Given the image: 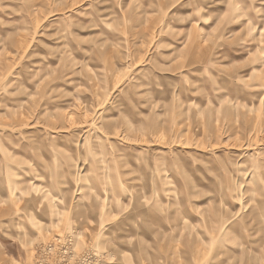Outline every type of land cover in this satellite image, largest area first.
<instances>
[{
    "label": "rangeland",
    "instance_id": "1",
    "mask_svg": "<svg viewBox=\"0 0 264 264\" xmlns=\"http://www.w3.org/2000/svg\"><path fill=\"white\" fill-rule=\"evenodd\" d=\"M86 252L264 264V0H0V264Z\"/></svg>",
    "mask_w": 264,
    "mask_h": 264
},
{
    "label": "built area",
    "instance_id": "2",
    "mask_svg": "<svg viewBox=\"0 0 264 264\" xmlns=\"http://www.w3.org/2000/svg\"><path fill=\"white\" fill-rule=\"evenodd\" d=\"M48 254L50 253L47 252V256ZM96 257H97L96 254L91 252H86L82 255H79L77 259H75L76 258L75 256H73L71 259L64 256V257H60L61 259L60 264H97Z\"/></svg>",
    "mask_w": 264,
    "mask_h": 264
},
{
    "label": "crops",
    "instance_id": "3",
    "mask_svg": "<svg viewBox=\"0 0 264 264\" xmlns=\"http://www.w3.org/2000/svg\"><path fill=\"white\" fill-rule=\"evenodd\" d=\"M192 74H194V73H192ZM195 75H197V74H194V75H192L193 76V79H195L194 81H196V79H197V77L195 76ZM195 76V77H194ZM157 150H159V149H157ZM155 152H157V155L158 154H161V151H155ZM233 155V154H232ZM198 183H200V182H198ZM197 188V187H196ZM199 191V190H198ZM200 192V191H199Z\"/></svg>",
    "mask_w": 264,
    "mask_h": 264
},
{
    "label": "bare ground",
    "instance_id": "4",
    "mask_svg": "<svg viewBox=\"0 0 264 264\" xmlns=\"http://www.w3.org/2000/svg\"><path fill=\"white\" fill-rule=\"evenodd\" d=\"M54 117V116H53ZM110 120V119H109ZM124 139V138H123ZM247 257H248V255H247Z\"/></svg>",
    "mask_w": 264,
    "mask_h": 264
}]
</instances>
